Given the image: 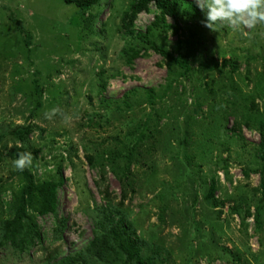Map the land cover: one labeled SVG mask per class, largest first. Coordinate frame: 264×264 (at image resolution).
I'll return each instance as SVG.
<instances>
[{
  "label": "rangeland",
  "instance_id": "rangeland-1",
  "mask_svg": "<svg viewBox=\"0 0 264 264\" xmlns=\"http://www.w3.org/2000/svg\"><path fill=\"white\" fill-rule=\"evenodd\" d=\"M129 4L0 0V264H121L86 248L101 222L119 218L150 257L144 264H264V26L251 37L214 32L204 11L185 16L183 5L147 36L189 59L185 75L140 37L159 14L154 4L127 29ZM53 107L61 114L45 119ZM25 126L24 140L10 134ZM22 151L37 184L59 174L63 183L55 214L41 215L34 193L11 239L5 223L26 187L12 162Z\"/></svg>",
  "mask_w": 264,
  "mask_h": 264
},
{
  "label": "trees",
  "instance_id": "trees-1",
  "mask_svg": "<svg viewBox=\"0 0 264 264\" xmlns=\"http://www.w3.org/2000/svg\"><path fill=\"white\" fill-rule=\"evenodd\" d=\"M66 4H72L79 8L81 11L88 10L91 6L97 4L99 0H63ZM154 4L159 14L155 16V20L148 27L145 34H141L140 37L146 42L153 50L158 54L168 60L169 64L176 65L182 70V74H188L191 71V66L189 59L183 54L178 53L173 55L171 52L163 49L161 46L157 45L154 41L150 40L147 36L149 30L152 27H159L161 24L164 25L166 21V16L171 17L173 20H177L179 16V10L181 9V14L188 16L193 12H197V7L194 2H185L183 0H130L129 8L125 11L123 15V23L127 29H130L133 25L134 20L137 15L142 11H148L151 4ZM27 43L29 42L30 35L26 34ZM228 61L224 60L222 62L223 66H226ZM235 68V64L230 63ZM38 88V86H37ZM149 92V100L155 97L152 91ZM31 128L29 126L17 127L10 131V134L16 136L19 140H24L29 136ZM141 136H144L142 131L139 132ZM262 138L259 142V157L261 159L260 172V188H261V199L264 198V132H261ZM2 135L0 136V138ZM137 140L138 135L136 136ZM132 150V149H131ZM22 176L26 181V187L22 193L21 204L19 205L13 219L7 221L5 226L7 227L5 235L8 238L15 239L17 235L22 234V221L26 216V207L33 202V194L36 193L41 199L39 213L45 215L48 213L55 214L57 206V189L63 183V175L59 174L58 180L49 179L37 184L32 176V174L23 170L20 171ZM60 172V171H58ZM216 186L212 182L210 184L207 198L212 199L213 203H217L215 199ZM261 205L256 207V213L254 215L256 222H259V211ZM109 227L105 223L101 222V232L95 230V237L87 245V252L91 253L93 256L103 258V256H108V258L113 259L114 262L120 261L121 264H144L145 262L151 263L150 257L141 256V247L137 239V235L134 231H131L128 223L123 219L115 220V222L110 221ZM33 232L36 239L40 238V233L34 229ZM81 257V256H80ZM76 257H65L62 262L76 261Z\"/></svg>",
  "mask_w": 264,
  "mask_h": 264
},
{
  "label": "clouds",
  "instance_id": "clouds-1",
  "mask_svg": "<svg viewBox=\"0 0 264 264\" xmlns=\"http://www.w3.org/2000/svg\"><path fill=\"white\" fill-rule=\"evenodd\" d=\"M197 7L205 12V27L216 32L227 26L234 32H243L251 37L252 31L258 26H264V0H195ZM247 29L248 31H244ZM61 114L58 107H53L44 112L45 119H52ZM65 122L71 117L63 115ZM23 147V145H20ZM33 155L31 152L17 153V158L12 162L18 171L31 166Z\"/></svg>",
  "mask_w": 264,
  "mask_h": 264
}]
</instances>
